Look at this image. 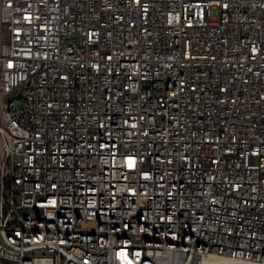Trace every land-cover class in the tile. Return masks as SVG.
Returning a JSON list of instances; mask_svg holds the SVG:
<instances>
[{"label": "built area", "instance_id": "2783aa9c", "mask_svg": "<svg viewBox=\"0 0 264 264\" xmlns=\"http://www.w3.org/2000/svg\"><path fill=\"white\" fill-rule=\"evenodd\" d=\"M208 256L264 264V0H0V264Z\"/></svg>", "mask_w": 264, "mask_h": 264}, {"label": "bare ground", "instance_id": "6f19581e", "mask_svg": "<svg viewBox=\"0 0 264 264\" xmlns=\"http://www.w3.org/2000/svg\"><path fill=\"white\" fill-rule=\"evenodd\" d=\"M197 264H247L242 261H234L230 259H224L221 257L216 256H208L204 257L199 263Z\"/></svg>", "mask_w": 264, "mask_h": 264}, {"label": "rangeland", "instance_id": "374dc122", "mask_svg": "<svg viewBox=\"0 0 264 264\" xmlns=\"http://www.w3.org/2000/svg\"><path fill=\"white\" fill-rule=\"evenodd\" d=\"M21 106H22V104L18 103L17 110H20L21 109Z\"/></svg>", "mask_w": 264, "mask_h": 264}]
</instances>
